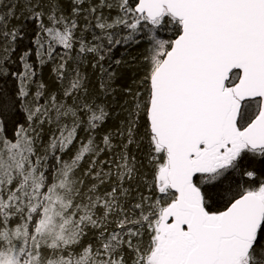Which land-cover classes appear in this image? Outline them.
Masks as SVG:
<instances>
[{
    "label": "snow or ice",
    "instance_id": "obj_1",
    "mask_svg": "<svg viewBox=\"0 0 264 264\" xmlns=\"http://www.w3.org/2000/svg\"><path fill=\"white\" fill-rule=\"evenodd\" d=\"M0 264H264V0H0Z\"/></svg>",
    "mask_w": 264,
    "mask_h": 264
},
{
    "label": "trees",
    "instance_id": "obj_2",
    "mask_svg": "<svg viewBox=\"0 0 264 264\" xmlns=\"http://www.w3.org/2000/svg\"><path fill=\"white\" fill-rule=\"evenodd\" d=\"M135 54V53H134Z\"/></svg>",
    "mask_w": 264,
    "mask_h": 264
}]
</instances>
